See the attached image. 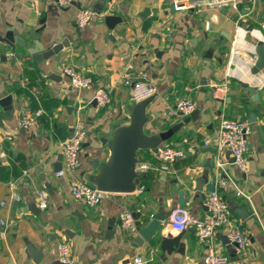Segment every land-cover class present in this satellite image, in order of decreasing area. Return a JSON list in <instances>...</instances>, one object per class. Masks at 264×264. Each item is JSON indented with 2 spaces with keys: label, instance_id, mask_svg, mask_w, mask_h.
Listing matches in <instances>:
<instances>
[{
  "label": "crops",
  "instance_id": "1",
  "mask_svg": "<svg viewBox=\"0 0 264 264\" xmlns=\"http://www.w3.org/2000/svg\"><path fill=\"white\" fill-rule=\"evenodd\" d=\"M81 9L96 14L84 29L75 25ZM214 13L180 12L172 0H72L67 7H58L57 0H0V37L11 26L25 42L15 50L0 42V100L12 98L11 109L0 106V152L5 154L0 157V216L8 223L0 239V264H61V243L70 246L75 264H134L140 257L144 264H203L209 246L232 264H264V90L257 91L255 101L244 91L247 85L234 80L224 100L214 96L216 85L224 82L237 27L264 35V0L245 3L239 12H216L218 22L207 31L205 22ZM246 40L252 41L249 36ZM62 42L68 47L43 57ZM66 67L90 78L93 86L73 88L63 74ZM139 71H148L156 88L147 108L146 135L173 130L172 138L158 147L169 144L186 156L163 171L153 150H137L138 161L149 169L138 177L135 191L108 193L100 205L89 207L74 198L71 184L89 182L91 174L100 175L110 162L108 144L118 127L131 123L136 106L132 82ZM99 90L110 93L112 103L106 108L94 102ZM181 99L195 101L197 112L178 113ZM38 111L43 115L24 128L23 114ZM223 118L250 124L245 171L228 151L205 146L219 137ZM81 125L88 135L80 166L73 175L58 177L55 167L63 156L62 145ZM222 180L229 185L223 187ZM200 181L197 199L194 190ZM212 184L233 210L232 223L250 232L246 255H238L235 245L227 243L223 229L206 242L190 229L171 253L163 251L156 238H140L136 229L148 226L160 211L180 209V191L186 192L183 210L191 218H203L211 193L207 186ZM40 191L49 196L45 211L35 202ZM12 193L20 200H12ZM124 211L135 217L133 230L121 226ZM171 219L160 223L158 236L175 239L181 234L172 229ZM32 252L39 254L37 260Z\"/></svg>",
  "mask_w": 264,
  "mask_h": 264
},
{
  "label": "built area",
  "instance_id": "2",
  "mask_svg": "<svg viewBox=\"0 0 264 264\" xmlns=\"http://www.w3.org/2000/svg\"><path fill=\"white\" fill-rule=\"evenodd\" d=\"M72 0H57L58 7H67ZM257 0H172V6L177 11H213L205 22L206 30L212 29V24L218 22V11L234 10L240 11L245 3L254 4ZM96 14L90 9H81L78 11L75 25L78 29H84L93 20ZM246 36H249L252 41L248 42ZM232 47L229 53L228 65L224 73V82L216 85L214 96L216 99L224 100L230 84L234 80L244 82L246 85L254 88L256 91L264 90V72L258 75L252 73V69L257 63V47L264 44V35L260 30H247L240 26L237 27L232 41ZM63 74L68 78L69 83L77 90L89 89L93 86L92 80L73 68L66 67L63 69ZM134 84L132 92V101L135 103L142 102L156 94V88L151 80L148 71H139L132 82ZM127 84H131L127 82ZM94 100L98 106L106 108L111 105L110 93L104 90H99L94 96ZM197 103L186 99H181L176 104V111L182 115H192L197 109ZM43 111H38L35 114H23L21 123L24 128L30 127L36 117L42 116ZM249 122H242L235 119L223 118L220 121L219 137L215 140H207L206 147H215L218 151H228L235 158L236 166L245 171L247 168L246 153L248 150V132ZM88 130L81 125L75 133L68 138L62 145L64 165L57 172V176L64 178L73 173L80 166V155L83 146L86 142ZM158 158L162 161L161 169L168 170V163L175 161L177 158H185V152L179 148L169 144L158 147ZM0 157L5 158V154L0 152ZM219 167L222 164L218 163ZM149 169L146 163L138 162L136 166V174L140 177ZM138 176V177H139ZM223 187L229 185V181L222 180ZM144 190V187L138 189V194ZM71 194L80 202H85L89 207H96L102 203L107 197L108 192L100 191L91 188L87 182L74 180L71 184ZM12 200L19 201L20 197L12 193ZM35 202L38 207L45 211L49 207V196L45 191L37 193ZM208 213L203 218H191L183 209H177L173 213L171 219L172 229L179 233H184L193 229L196 231L197 238L200 242L210 240L218 229L225 231L228 241L235 245L238 255L244 256L250 247V232L241 224H233V210L223 200L221 194L217 190H213L205 199L204 202ZM2 205H6L4 202ZM121 226L125 230H133L136 227V220L132 212L124 211L121 215ZM8 223L0 216V239L6 236ZM59 259L61 264H75V258L72 249L66 243H61L58 246ZM143 258L135 259L134 264H144ZM203 264H232L228 257L221 255L213 246H209L207 254L204 257Z\"/></svg>",
  "mask_w": 264,
  "mask_h": 264
},
{
  "label": "water",
  "instance_id": "3",
  "mask_svg": "<svg viewBox=\"0 0 264 264\" xmlns=\"http://www.w3.org/2000/svg\"><path fill=\"white\" fill-rule=\"evenodd\" d=\"M7 30L8 31L5 33V35L0 37L1 43L7 44L13 50H15L16 45L23 46V44H25V42L19 38L18 31L14 30L11 26H8ZM65 47H68L66 42H62L60 43V45L53 46L46 52V54H44L43 57L45 59H48L54 55H57ZM257 55L258 58L256 66L252 69V73L254 75H258L261 72H264V45H259L257 47ZM53 78H55V76L50 77V79ZM244 91L248 93L249 96L255 101L258 100V94L254 88L247 85ZM11 100V96H6V98L0 100V106H2L5 110L11 109ZM153 100L154 97H151L147 100L136 103V106L133 109L130 117V125L126 127H118L114 138L115 140L111 141L108 144V148L111 151V160L109 163L101 167L100 175L96 176L91 174L90 181L87 182L91 188L113 194H130L135 191L136 182L138 181L137 179L139 176L136 174V166L139 162L136 157L137 150L151 149L154 151V153L157 154L158 145L162 142L169 141L174 133L173 130H169L156 134L152 137L146 135L144 126L148 121L147 108L154 102ZM94 102L98 104L95 100ZM252 117L253 115L251 116V118ZM212 152L216 151L213 150ZM58 159L59 160L57 166L55 167V172H59L62 169L64 158L63 156H60ZM232 162H235V158H233ZM93 168L97 169L98 164L96 165L95 163V165H93ZM202 188L203 181H200L198 182L197 187L194 190V192L197 193V199L201 197ZM214 189V184L207 186V190H209L210 192H212ZM185 196L186 192H179L178 206L180 209H183L186 206ZM242 211L245 212L244 209H242ZM172 214L173 211H170L168 213L160 211L158 215L153 217L151 223L148 226L144 228H137L136 231H138V233L140 234V238L146 241H151L153 240V238H156V241L160 242L161 249L163 251L171 253L178 246L183 233H181L175 239H170L164 237L163 234L158 236V229L160 223L162 221H165L166 219H169ZM240 214L243 216V213L240 212ZM113 224V221L110 222V225ZM137 242L139 241L136 240V243ZM227 243L230 242L227 240ZM32 254L36 260L39 258V254H37L36 252H32ZM8 264H13V262L11 261Z\"/></svg>",
  "mask_w": 264,
  "mask_h": 264
}]
</instances>
